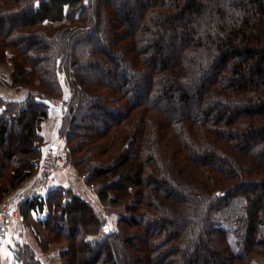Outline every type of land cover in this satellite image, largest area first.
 <instances>
[{"label": "trees", "instance_id": "16d2710c", "mask_svg": "<svg viewBox=\"0 0 264 264\" xmlns=\"http://www.w3.org/2000/svg\"><path fill=\"white\" fill-rule=\"evenodd\" d=\"M6 4L0 62L23 43L12 83H37L0 97V146L16 138L22 161L9 171L16 151L0 153V198L34 175L57 100L66 161L123 206L106 233L74 189L23 202L44 245L64 237L59 264H264V0ZM33 253L15 242L12 264H40Z\"/></svg>", "mask_w": 264, "mask_h": 264}, {"label": "rangeland", "instance_id": "374dc122", "mask_svg": "<svg viewBox=\"0 0 264 264\" xmlns=\"http://www.w3.org/2000/svg\"><path fill=\"white\" fill-rule=\"evenodd\" d=\"M18 5L15 4H6L5 6H0V15L2 16H6V14L8 13V11H15V8H17ZM74 23H78L77 21H74ZM54 25H59L61 26V28H66L68 26L71 25V22H69L68 20L65 21H60V22H55ZM34 29H38L37 26ZM32 31V30H30ZM22 32V31H20ZM1 41V40H0ZM82 45H76L77 48H79ZM85 46V45H84ZM23 43H14V46H9V48L6 50L7 52V56L4 59L3 62H0V91L6 94H8V100L13 99V101L15 100H21L22 97L26 96L30 90V88L34 89L35 84L37 82H33V84L31 83L30 88H26V86L21 87L19 85H15L12 83V79H11V71L13 69V61L11 60L12 58L14 59L18 53H22L23 52ZM83 47V46H82ZM82 47L80 49H82ZM11 57V58H10ZM84 61V60H83ZM8 78V79H7ZM6 79V80H5ZM62 99L66 100L69 96V90L68 88H66L63 84H62ZM0 92V93H1ZM0 97L2 98V95H0ZM4 100H6L4 97L2 98ZM45 103H47L49 105V114L47 116V119L45 121H43L41 123V136L43 137L42 140L43 142L41 143L40 147H41V154H40V158L42 155V150L43 148L46 147V145L48 143H46L45 141V133L48 129H50L51 127L53 128V136H55L56 139V144L59 143L61 149H63V153L66 154L65 152V137L63 138L62 135H60V122L61 119L64 117V113H65V105L60 101L57 102L56 101H49V100H45ZM56 110L59 111L56 112ZM42 128H43V133H42ZM16 130L12 131L14 138L15 135H17ZM14 143H8V144H3L0 146V153L1 152H6L8 149L10 150V147H12V150L16 151V153L14 154V156L11 159L10 162V169L9 171L12 169L11 167L17 165V164H21V155L18 152L19 148L17 147L16 143L17 140L15 138V140L13 141ZM39 158V161H40ZM39 165V163H38ZM38 165H37V169L34 173V175H36L37 170H38ZM9 171H8V175H9ZM59 175V184L57 187L62 188V189H74L75 191L79 192L80 194L82 193L86 199H89L92 203L94 202L96 207L98 208V215L104 219L106 227L105 229H107L108 231H114L115 227H116V221H117V214L116 212H119L122 210L123 206L119 205V206H112L110 204L107 203H102L100 202L97 198L96 195L94 193L93 190L89 189L86 187L84 181L82 180V178L80 177L76 167L69 161V160H65L62 164V169L58 172ZM2 174V171L0 170V175ZM20 185V184H19ZM17 186L15 189H13L12 191H10L9 193H13L18 187L22 186ZM8 196V193L0 198V204L5 200V198ZM88 200V201H89ZM89 201V202H90ZM235 204L238 205V201L234 202ZM235 209V208H234ZM40 216V215H39ZM42 217V215H41ZM34 222L35 220H27L24 219L23 215H22V228L24 231V237L23 239L18 238V231H19V227H16V233H14L12 235V238L10 239V248L11 251L15 248V242L19 241L22 242V244H26L28 247H30L33 250V254L35 255V258L39 261L40 264H59L61 259H60V252L62 251L63 248H65V243L63 241L64 237H61L58 239L59 243L57 241V243H49L47 245H44V243H42V239L40 238V235H37V233L35 232V228H34ZM231 226V225H230ZM232 230H239V227H234L231 226ZM241 228H243L241 226ZM35 229V230H34ZM43 228H41V232L40 234H45V232H43ZM58 235V234H57ZM63 238V239H62ZM1 239H5V238H1ZM22 241H20V240ZM3 251L0 252V259H1V264H8V257L9 255L6 253L5 247L2 248Z\"/></svg>", "mask_w": 264, "mask_h": 264}, {"label": "built area", "instance_id": "2783aa9c", "mask_svg": "<svg viewBox=\"0 0 264 264\" xmlns=\"http://www.w3.org/2000/svg\"><path fill=\"white\" fill-rule=\"evenodd\" d=\"M56 142L54 141L43 148L36 175L22 181L20 183L22 186L19 185L20 187L13 193H8V196L0 204V238L11 239L17 231L16 227H19L18 238L23 239L20 205L26 200L43 195L58 186L60 180L58 172L62 169L66 158L63 149Z\"/></svg>", "mask_w": 264, "mask_h": 264}, {"label": "crops", "instance_id": "0c3cea01", "mask_svg": "<svg viewBox=\"0 0 264 264\" xmlns=\"http://www.w3.org/2000/svg\"><path fill=\"white\" fill-rule=\"evenodd\" d=\"M0 95H2V98L4 97L6 100H8V94H6V93L3 94V92H1ZM23 98H24V96L22 97V99ZM11 100H13V99H11ZM15 101H18V100H15ZM56 112L59 113L58 110H56ZM42 133H43V128H42ZM53 134H54V132H53V128L52 127L46 131V133H45V141H46V143H48L47 145L51 144L52 142L54 143V141H56L55 136H53ZM10 246H11L10 245V238L9 239H1L0 238V252L3 251L2 248L5 247L6 253L9 255L8 264H12V260H13L12 251H11ZM0 264H1V259H0Z\"/></svg>", "mask_w": 264, "mask_h": 264}, {"label": "water", "instance_id": "95a60500", "mask_svg": "<svg viewBox=\"0 0 264 264\" xmlns=\"http://www.w3.org/2000/svg\"><path fill=\"white\" fill-rule=\"evenodd\" d=\"M105 232H106V233H108V230H107V229H105Z\"/></svg>", "mask_w": 264, "mask_h": 264}]
</instances>
